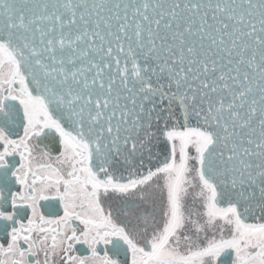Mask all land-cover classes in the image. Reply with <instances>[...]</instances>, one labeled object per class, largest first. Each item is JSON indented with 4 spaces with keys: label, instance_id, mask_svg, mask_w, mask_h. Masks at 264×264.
<instances>
[{
    "label": "snow or ice",
    "instance_id": "obj_1",
    "mask_svg": "<svg viewBox=\"0 0 264 264\" xmlns=\"http://www.w3.org/2000/svg\"><path fill=\"white\" fill-rule=\"evenodd\" d=\"M0 264H264V0H0Z\"/></svg>",
    "mask_w": 264,
    "mask_h": 264
}]
</instances>
